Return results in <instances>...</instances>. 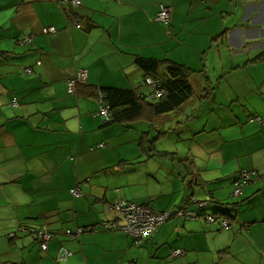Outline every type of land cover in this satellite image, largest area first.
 Segmentation results:
<instances>
[{"label":"crops","instance_id":"crops-1","mask_svg":"<svg viewBox=\"0 0 264 264\" xmlns=\"http://www.w3.org/2000/svg\"><path fill=\"white\" fill-rule=\"evenodd\" d=\"M81 1L0 0V264H62L61 247L65 264H264V0ZM139 58L181 65L195 95L171 114L147 105L108 123L99 90L156 100ZM162 158L179 169L162 172ZM243 171L251 180L234 197ZM117 203L154 214L190 205L198 217L170 219L140 245ZM217 214L231 226L203 218ZM44 225L46 252L28 231ZM77 228L87 231L67 235Z\"/></svg>","mask_w":264,"mask_h":264},{"label":"trees","instance_id":"trees-1","mask_svg":"<svg viewBox=\"0 0 264 264\" xmlns=\"http://www.w3.org/2000/svg\"><path fill=\"white\" fill-rule=\"evenodd\" d=\"M260 59H263V57H261ZM137 63L148 73L149 76L160 79L161 88L165 90V95L160 99H156L153 103L146 104V101L142 100V98H140L137 92L135 91L105 88L104 90L105 92H107V98L110 103V110L113 116V122H128L134 120L139 115H143L145 109H147V105H149L154 115H167L179 110L186 102H188L191 98L194 97L195 90L192 87L190 80L188 79L186 69H184L181 65H177L171 62L168 63L166 67H162L161 62L159 61L142 58H139ZM244 186H246V184ZM76 191L80 193L78 189H76ZM242 193L239 195H233L234 197H240ZM80 196L81 194L78 197ZM219 212L222 213L223 216L225 215L232 219H235V216L231 214L230 210L225 209L222 210V212ZM214 216H216L218 219H222L221 224L222 222L227 221L229 227L231 226L230 222L223 216H220L221 218L218 216V214ZM44 227L48 229V227L44 225L38 229L29 228L28 231L33 236V238L39 243L41 249L46 252L49 249V244L51 243L54 235L48 229V233L50 234L49 240H44L43 237L40 235ZM79 230H82L83 232L79 234ZM86 231V228H77L76 231L67 230L66 233L70 237H74L77 239ZM68 232H70V234ZM13 237H15V235H13L12 238ZM61 251H67L70 253L72 252L69 251L66 247H61V249L59 250L56 259L58 263L65 264L68 262L70 257H68L67 261L65 262L60 261L59 255Z\"/></svg>","mask_w":264,"mask_h":264},{"label":"built area","instance_id":"built-area-1","mask_svg":"<svg viewBox=\"0 0 264 264\" xmlns=\"http://www.w3.org/2000/svg\"><path fill=\"white\" fill-rule=\"evenodd\" d=\"M60 7H66L67 5H71L74 7H80L82 5L81 0H57ZM157 20L164 24H169L171 20V9L165 5H161L160 12L157 16ZM73 26L78 29L82 28V25L74 21L72 22ZM44 34L54 35L57 33V29L55 27L46 28L43 30ZM28 42V40L26 41ZM29 44V42H28ZM31 70H27L30 72ZM87 80V71H81L78 76L74 77L68 82L69 93L74 94L76 92L77 85L80 83H84ZM140 86H152L155 88V99H160L164 97L165 90L161 88L160 79L154 78L152 76L146 77L140 84ZM100 103V111L99 115L106 120V122H113V116L110 110V103L107 98V92L104 89L99 90L97 92ZM255 120L262 121L260 117H257ZM103 147V145H100ZM251 180V174L247 171H243L240 174L238 181L235 183L234 195H239L242 193L243 186ZM74 196L78 197L80 193L78 191H73ZM126 203H117L115 208L121 212L123 217L126 220V225L122 227V230L127 233H132L138 239V243L141 245L144 240L149 239L152 234L162 226L164 223L173 219L175 217L182 219H195L198 217L197 213L192 211L190 205H184L182 208H179L175 213H162V214H154L151 210L147 208H141L137 205H125ZM199 207L203 208L207 204L206 203H198ZM203 218L209 223L217 222L219 219L214 215H205ZM223 228H228V222H222ZM82 230H79V234L82 233ZM70 234V232H68ZM44 240L48 241L50 234L48 233V229L46 227L43 228V231L40 234ZM45 248V246H44ZM176 256L181 255V251H177L174 253ZM71 256L70 252L61 251L59 255V260L62 262L67 261V258Z\"/></svg>","mask_w":264,"mask_h":264},{"label":"rangeland","instance_id":"rangeland-1","mask_svg":"<svg viewBox=\"0 0 264 264\" xmlns=\"http://www.w3.org/2000/svg\"><path fill=\"white\" fill-rule=\"evenodd\" d=\"M160 7H161V5L159 6V12H160ZM159 12H158V14H159ZM158 14H157V16H158ZM165 62V61H164ZM163 61L161 62V64H162V67H163V63H164ZM171 114V113H170ZM143 125H146V124H143ZM145 130V129H144ZM155 133H157V131L155 132ZM175 137V139L178 141V142H181L180 141V137H179V134L178 133H174L173 134V136H172V138H174ZM169 138H171V137H169ZM154 139V138H153ZM162 144H166V147H162L161 145ZM168 145H169V147H170V144L168 143V139H165L164 141H161V143L158 145L161 149L160 150H162V152H166L167 151V153H173V152H170V151H168ZM166 148V149H165ZM158 150H159V148H158ZM175 154V153H174ZM164 155H165V153H164ZM167 157L168 156H172V155H166ZM161 162L160 163H165V164H167V166H165L164 167V169L162 170V172H166V173H168L169 172V170L168 169H174L173 167H175L174 166V164H176V166H177V169H179V164H180V160H178L177 159V161L176 160H172V159H165V158H162V160H160ZM182 169V172H185L184 171V168H181ZM177 181H179V184L180 183H182V180L178 177V174H177ZM177 185H178V183H177ZM181 187H184L183 186V183L181 184ZM200 196V195H199ZM201 198H199L198 197V200L199 201H202V200H204V198L202 197V196H200ZM204 197H206V196H204ZM231 200V199H230ZM208 201H211V197L209 196L208 197ZM199 208V207H198ZM201 209V208H200ZM171 212L173 211V210H170ZM229 228V227H228Z\"/></svg>","mask_w":264,"mask_h":264}]
</instances>
